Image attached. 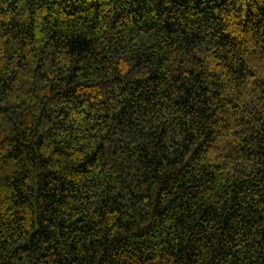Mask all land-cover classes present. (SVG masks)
Here are the masks:
<instances>
[{
    "label": "trees",
    "instance_id": "1",
    "mask_svg": "<svg viewBox=\"0 0 264 264\" xmlns=\"http://www.w3.org/2000/svg\"><path fill=\"white\" fill-rule=\"evenodd\" d=\"M0 264H264V0H0Z\"/></svg>",
    "mask_w": 264,
    "mask_h": 264
}]
</instances>
